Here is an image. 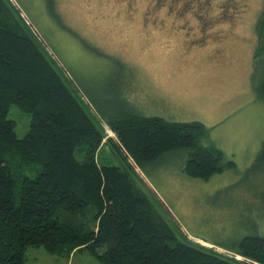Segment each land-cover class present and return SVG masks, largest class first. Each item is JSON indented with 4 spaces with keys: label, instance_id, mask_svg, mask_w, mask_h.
Segmentation results:
<instances>
[{
    "label": "rangeland",
    "instance_id": "374dc122",
    "mask_svg": "<svg viewBox=\"0 0 264 264\" xmlns=\"http://www.w3.org/2000/svg\"><path fill=\"white\" fill-rule=\"evenodd\" d=\"M10 1L102 130L100 163H122L121 142L102 112L128 108L208 129L202 145L236 166L209 180L185 173L187 150L141 170L129 162L180 239L244 261L223 248L264 236V178L246 175L264 142L258 31L264 0H55L54 12L47 0ZM8 118L19 138L29 133L30 115L14 105ZM25 258L26 264H103L89 251L63 257L31 248Z\"/></svg>",
    "mask_w": 264,
    "mask_h": 264
},
{
    "label": "trees",
    "instance_id": "16d2710c",
    "mask_svg": "<svg viewBox=\"0 0 264 264\" xmlns=\"http://www.w3.org/2000/svg\"><path fill=\"white\" fill-rule=\"evenodd\" d=\"M46 2L54 12L55 0ZM258 31L264 36V9ZM14 105L31 116L24 138L8 118ZM101 114L126 152L116 146L119 166L100 163L102 130L15 6L0 0V264H26L31 248L63 257L89 251L103 264H264V236L223 248L244 261L202 248L180 239L138 186L130 159L141 170L187 150L185 173L201 180L235 168L221 150L202 145L209 136L202 123L128 108ZM246 175L264 178V142Z\"/></svg>",
    "mask_w": 264,
    "mask_h": 264
},
{
    "label": "water",
    "instance_id": "95a60500",
    "mask_svg": "<svg viewBox=\"0 0 264 264\" xmlns=\"http://www.w3.org/2000/svg\"><path fill=\"white\" fill-rule=\"evenodd\" d=\"M121 150L126 154L125 150L123 149V147L120 145Z\"/></svg>",
    "mask_w": 264,
    "mask_h": 264
}]
</instances>
